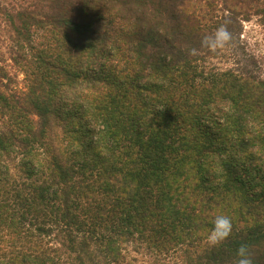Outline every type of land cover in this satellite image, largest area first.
Segmentation results:
<instances>
[{
  "label": "trees",
  "instance_id": "16d2710c",
  "mask_svg": "<svg viewBox=\"0 0 264 264\" xmlns=\"http://www.w3.org/2000/svg\"><path fill=\"white\" fill-rule=\"evenodd\" d=\"M251 18L264 0H0V264H264Z\"/></svg>",
  "mask_w": 264,
  "mask_h": 264
},
{
  "label": "clouds",
  "instance_id": "9594fccd",
  "mask_svg": "<svg viewBox=\"0 0 264 264\" xmlns=\"http://www.w3.org/2000/svg\"><path fill=\"white\" fill-rule=\"evenodd\" d=\"M232 40V34L226 25H221L212 33L206 34L201 38V49H207L209 52L215 54L226 49ZM190 55L198 53V49L190 48ZM212 227L208 231L205 242L210 248H215L223 244V242L232 233V220L226 214H218L214 216L211 221ZM233 264H254L253 252L249 245L241 244L236 249L235 259Z\"/></svg>",
  "mask_w": 264,
  "mask_h": 264
},
{
  "label": "rangeland",
  "instance_id": "374dc122",
  "mask_svg": "<svg viewBox=\"0 0 264 264\" xmlns=\"http://www.w3.org/2000/svg\"><path fill=\"white\" fill-rule=\"evenodd\" d=\"M240 38L243 44L242 50H244L242 56L248 57L249 62H254L252 65L256 66V69H258L262 77H264V27L258 23L255 18L246 21L243 20ZM2 51L4 53L6 51L5 48H2ZM219 64L220 66H229L231 65V61L226 63L222 60ZM17 73L18 80L22 79L23 73L20 72V70H18ZM20 85L21 83L18 84V86ZM144 253L145 251L142 249H138L136 252H130L132 256H136L140 264H147L148 258Z\"/></svg>",
  "mask_w": 264,
  "mask_h": 264
}]
</instances>
